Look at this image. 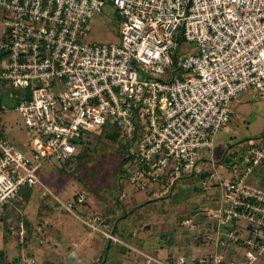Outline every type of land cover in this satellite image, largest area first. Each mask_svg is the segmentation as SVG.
Returning a JSON list of instances; mask_svg holds the SVG:
<instances>
[{"label": "built area", "instance_id": "obj_1", "mask_svg": "<svg viewBox=\"0 0 264 264\" xmlns=\"http://www.w3.org/2000/svg\"><path fill=\"white\" fill-rule=\"evenodd\" d=\"M108 6L120 22L119 43H85L92 16ZM0 30V90L21 95L9 87L26 89L15 110L30 136V147L18 148L3 137L0 118V216L26 186L48 194L37 173L41 164L66 162L82 134L104 125L130 143L126 166L135 169L129 180L161 182L155 195L167 194L212 151L232 99L247 86L264 98V0H0ZM182 44L189 46L185 54ZM260 166L264 132L248 141L227 176L216 178L220 198L198 204L178 223L216 249L171 254L170 261L253 264L261 258L264 190L248 182ZM83 200L79 195L63 207L72 212ZM10 230L22 238L23 222Z\"/></svg>", "mask_w": 264, "mask_h": 264}, {"label": "rangeland", "instance_id": "obj_2", "mask_svg": "<svg viewBox=\"0 0 264 264\" xmlns=\"http://www.w3.org/2000/svg\"><path fill=\"white\" fill-rule=\"evenodd\" d=\"M119 28L120 22L108 6L102 13L92 16L90 31L83 41L90 44L119 43ZM187 47L182 44L180 51L185 54ZM190 48L194 49L193 45ZM147 73L140 69L141 76ZM9 88L21 92V95H9L7 91L1 93L2 134L18 148H29V130L14 107L15 101L27 91ZM229 110L231 115L227 126L215 134L212 151H205L198 157L196 173L179 178L167 195H155V189H161V182L157 186L147 180L132 182L128 177L120 178L124 188L118 197L126 209L148 198L151 201L133 208L119 219L114 230L118 242L109 245V249L106 234L112 230L116 217L113 214L118 215L120 211L118 208L113 214L102 211L100 206H110L114 198L103 192L102 188L107 184H98V192L94 187L98 177L108 179L106 174L117 167L123 156L118 144L103 136L98 137L95 143L89 144L91 162L75 172L60 170L62 162L44 161L37 173L49 195L41 196L40 188L35 187L28 199L19 197L0 216V264H12L15 256L20 257L17 264H98L100 258L106 260L104 264H156L143 256V252L164 260L167 252L174 256L190 247V253H186L188 257L215 250V246L197 241L198 233L187 232L178 223L191 217V211L198 204L220 198L216 178L227 176L230 164L239 161L248 141L259 138L264 132V98L254 86H247L232 99ZM125 168L130 169L129 173L135 169L131 164ZM202 180L210 188L204 189ZM248 182L264 190V166L255 168ZM87 192L89 195L85 194ZM77 195L84 196V203L90 207L86 217L81 214L83 206H76L72 212L63 207V203L72 202ZM87 217H93L91 226L86 223ZM102 219L107 220V226L102 224ZM20 221L25 230L22 238L14 236L10 230ZM108 226H111L109 231ZM163 236H171L170 248L164 246ZM170 263L175 264L174 261ZM253 264H264V254Z\"/></svg>", "mask_w": 264, "mask_h": 264}, {"label": "trees", "instance_id": "obj_3", "mask_svg": "<svg viewBox=\"0 0 264 264\" xmlns=\"http://www.w3.org/2000/svg\"><path fill=\"white\" fill-rule=\"evenodd\" d=\"M1 93H2V91L0 90V105L2 103ZM8 94L10 95V92ZM19 100H20V98L15 101L14 107L16 106V104L18 103ZM86 133L88 135H86ZM86 133L82 134L81 137L76 140L77 148H78L77 153L73 157H71L70 159L66 160V162L65 161L62 162L63 165L59 169L62 171L68 170V171H72V172L74 171L75 172V170H78L81 167L84 168V166L86 164L91 162V155L89 153L91 148H90L89 144L91 145V143L92 144L95 143V140H97L98 137H100V136H103L106 139H108L109 141L116 142L118 144L119 151L123 152V156L120 159L117 167L115 169H113L110 174H106V175H108L107 176L108 179H104V178H102V176L98 177L99 179H96V181H95L97 183V184H95L96 187H94V189L97 191L100 188V186L98 188V184H107L106 188H102V190H103V192H105V195L107 197L114 198L113 203H111L110 206H107V204L100 206V207H102V211L107 212V214H109V213L113 214V210H115V208H118L120 211L118 215L113 214V216H116V217L113 220V223L111 225L112 230L109 231L111 226L110 227L108 226L109 228H107V230L110 232V234H112L114 237H116L114 235V230L117 226L116 223H118L119 219L122 218V216L124 214L127 215L133 208L139 207V206L143 205L144 203L149 202L151 200H150V198H148L145 201L137 204L136 206H134L130 209H126L125 205L124 204L122 205V203H121L122 200H120L118 197L121 194L120 192L124 188V185L122 183H120V178H124V177L127 178L128 174H129V171L123 166L132 160V158L130 156V152L128 150V146L130 145V143L122 142L123 140L121 139V135H120L119 130L114 126L104 125L95 133H93V132H86ZM56 163H61V162H56ZM93 173H91V176L93 175ZM40 178H41V176H40ZM35 187L39 189V186H30V187L26 186V187L22 188L20 191V194H19L20 197L28 199L30 197L32 191L35 189ZM85 194L89 195V192H87ZM47 195H49V194H46L45 196H47ZM78 196L79 195L75 196L73 201H76ZM83 198H84V196H83ZM84 202H85V198L81 204H75L74 209H76V206H83L84 211L81 214L83 217H86L89 213L88 210H90V207L87 204H85ZM76 203H77V201H76ZM87 218H88L87 220H92L93 217H91V218L87 217ZM102 224L106 225L107 220L102 219ZM25 226H26V228H28L27 223H25ZM87 227H89V226H87ZM161 239L165 242L164 246H166L168 248H170L172 246L173 242H172L171 236H163V238H161ZM106 241H107L106 246L108 249L110 248L109 245H111L112 243L118 242V241H112L108 238L106 239ZM197 241H199L200 243L203 242L201 239V236H199V239ZM19 259H20L19 256L18 257L15 256V258L12 260V264H17ZM105 261L106 260H102V258H100L98 264H104Z\"/></svg>", "mask_w": 264, "mask_h": 264}, {"label": "crops", "instance_id": "obj_4", "mask_svg": "<svg viewBox=\"0 0 264 264\" xmlns=\"http://www.w3.org/2000/svg\"><path fill=\"white\" fill-rule=\"evenodd\" d=\"M154 184V183H153ZM159 184V183H158ZM158 184H156L157 186H158ZM160 189V187H158V189H155V192L156 191H158ZM190 249H191V247H190ZM190 249H188V250H185L186 252H179L178 254H181V253H183L184 255H186V256H189V255H187L188 253H190L189 251H190ZM187 253V254H186ZM145 255V253L143 252V256ZM147 255H149V254H147ZM171 255V254H170ZM170 255L168 254V252L166 253V255H165V259L164 260H166V259H168L169 261H170ZM149 256H151V255H149ZM193 256V255H192ZM152 257H154V256H152ZM154 258H157V257H154ZM159 259V258H158Z\"/></svg>", "mask_w": 264, "mask_h": 264}]
</instances>
